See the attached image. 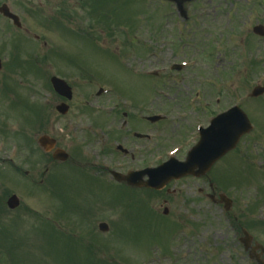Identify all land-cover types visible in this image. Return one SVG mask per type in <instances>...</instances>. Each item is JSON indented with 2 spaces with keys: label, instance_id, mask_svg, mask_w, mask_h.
Returning a JSON list of instances; mask_svg holds the SVG:
<instances>
[{
  "label": "rangeland",
  "instance_id": "374dc122",
  "mask_svg": "<svg viewBox=\"0 0 264 264\" xmlns=\"http://www.w3.org/2000/svg\"><path fill=\"white\" fill-rule=\"evenodd\" d=\"M98 1L101 2V0ZM230 1L236 3L232 9H229L231 6ZM158 3L159 0H116V3H111V0H104L102 5H106L105 9L102 7V9L98 11L99 8L96 3L92 7L87 6V8H82L84 12H98L101 16L104 14L102 13L103 10L111 9L116 12L115 14L112 12L114 19L95 23L96 27L100 24V27L105 30L106 35L110 34L108 48L115 53L106 49L107 47L96 46L98 48L97 50L93 48L94 56L91 60V67L88 68L87 73L91 83L89 86L93 88V93L102 85H111L113 88L117 89L120 94L123 93L126 98H130L135 103L134 108H136L137 105H148L147 102L151 98L150 88L153 82L144 73L141 74L137 67H129L127 65L129 60H134V62L131 63L133 66L136 65L139 69L148 70L154 66H162L163 63L161 59L167 62L168 60H181L188 56L202 59L213 57L211 62L212 65L215 66L219 59L224 58L225 55L223 50H221V53H219V51L212 55L211 50L200 48L199 45L197 46L198 49H194L193 46L182 47L186 52L185 54H183L180 47H178V49H168L161 55L159 53L160 34L158 31V13L162 10H160ZM242 4H245V6H242ZM112 6L116 7L112 8ZM213 8H215V15L213 17L209 18L202 14V11H213ZM247 8L250 7L247 5L246 0H197L188 7V11L191 12L190 19L187 21H183V19L182 21L180 20L181 26L179 30H183L185 34L182 43L194 42L192 33L194 28L207 26L202 20L214 22L218 28H224L225 24L223 19L226 16V11H230L232 17L228 26L224 28L223 33L225 40L228 41L233 37L232 43L237 42V44H240V48L236 52L244 56L243 60H245V63L239 64L240 69H242L244 65L246 66L248 56L252 53L255 44L260 43L261 53L263 52L262 47L264 45L262 41L256 42V38H254L252 33L248 30V28L251 29L257 23H264L263 8L261 12L251 10L252 13ZM240 15H242V18H239L238 21ZM234 20H236L235 23H233ZM36 22V28L38 29V33L42 36V42H30L28 47L32 44H36L33 49L29 48V51L33 53V56H37L40 61L45 58L44 49L41 47V44H43L45 40L49 41L51 45H54V47H52L53 49L55 45L62 46L66 44L69 45L67 48L72 46L74 40H71L72 36L70 34L66 36L61 30L53 31V28L51 30L50 27H47L48 29L46 27L43 28L40 26L42 22L39 19H37ZM90 23V20L85 19V24ZM185 23H189V25L186 26ZM188 29L192 32L187 33ZM220 32L221 30H217L216 35H214L211 40L218 38ZM243 36H245V40L242 39ZM133 37L137 42L130 44L134 42L129 41V39H133ZM79 42L80 38H77V47H79ZM252 45L253 48L251 50L248 49V46L250 47ZM232 46L234 47L231 42H229V46L227 43V50H229L228 57L232 52ZM4 47L12 54L7 52L4 53L3 60L5 61V67L3 72L0 73V77L5 73L7 74L4 80L0 82V87L12 93L11 95L19 94L22 96L24 92H27L25 95L34 102L44 103L48 98L53 99L54 102L53 94L51 93L52 96L49 94V83L44 73L37 74L35 77H32L30 74H28L26 78L21 76L27 69H36L35 65H31L29 61H26L28 55L19 57L22 62L18 60L17 56L23 52L22 43L12 38L10 40L6 39L4 41ZM129 49V53L133 56L124 57L126 60V63H124L122 57L126 55V51ZM173 54L175 56H173ZM9 57L10 60H8ZM16 57L17 60L15 59ZM132 57L134 58L131 59ZM54 60L65 61L61 57H54ZM237 60V58H234L235 62ZM13 61H16L19 65L22 63L19 66L20 68L17 67L15 71L13 67L7 72V69H5L7 67L6 64H11ZM61 61H58L59 64H62ZM23 62L27 65L23 64ZM142 65L145 67H142ZM231 66L232 64H230V67ZM53 70V72H56L57 68ZM245 82L249 85L250 80L246 78ZM19 86H21V92ZM85 98L86 97H82L81 94H79V99ZM90 101L92 105L88 107L92 109L95 105V101L92 99ZM77 103L79 102L77 101ZM79 108L80 106L78 108L75 107L67 117H54L53 130L62 136V128H67L66 124L70 121L72 123L77 121ZM262 112L264 111L262 110ZM261 114L264 116L263 113ZM132 124L135 126L134 122H132ZM261 150V148L257 149L256 154H260ZM249 171L255 172L254 169H250ZM82 175L93 178L88 179V182L92 184L87 188L92 197L91 203H89L90 201L88 199H85L82 204L87 207H97L98 205L102 207L105 203L109 201L112 202L116 209L117 218L115 221H117V225L121 226V229L119 231L117 230V236L114 237V232H111L99 238L93 239L88 236L86 239L85 237H87L88 234L92 235V231L90 233L88 232V234H84L85 230L83 231L81 229L84 223L80 224V222L73 220H69L71 222L68 223L66 221L64 222L63 209L59 207L58 210V206L48 200L43 190L41 192L37 190L35 199H32L34 196H24L25 203H30L35 208V220L30 218L29 214H27L28 217L25 216L23 210L19 211L21 213L14 212L13 214L5 215L7 218H2L3 215H0V264H182L183 261L188 262V257L192 258L191 264H204L206 260H208L207 264H209V262L212 264L217 262V264L238 262L234 259L230 260L228 257H222L223 260H221L220 250L219 248L218 251L214 249L216 245H214L213 241L208 239L205 241L204 239L199 240V238H197V242L192 245V251L196 250L197 252L195 256L194 254L193 256H188L187 253H184L182 257L185 259L180 260L181 252L189 251L188 248L190 245L187 244L186 247L185 244H182L183 242L177 244L172 238L170 239L172 243L169 242L171 246L165 243L174 229L173 228L168 234V231L172 228L171 224L151 226L143 230L145 213L143 212L145 207L144 199L148 197L151 198V195H141L142 193L133 191L124 185L105 183L100 176L93 177L84 172ZM81 181L84 183L87 180L83 178ZM225 184L229 192L233 195L232 197L236 199L239 209L243 210V213L248 215V218L245 220H251V218H253V216L247 213H251V206H253V203L256 204L260 202L259 206L255 208V218L264 221V175L245 173L241 175V177L238 176L235 180L229 181V185H227V183ZM236 185L239 186L240 189L235 193L234 186ZM230 186L232 188H230ZM54 188H61V181L58 180L54 184ZM71 195L73 196V194ZM83 198V194L76 195L75 201L73 198L68 197V204L71 202L76 204L74 207L70 208V215L74 216V212L79 210L78 205ZM159 203H161V201ZM60 206L63 207L62 204ZM37 213L40 215L37 216ZM102 214L103 212L98 213L96 219L103 218L104 216L102 217ZM113 215H115V213ZM42 217L43 219L38 220V218ZM72 218L75 220V217ZM149 219H152L150 215ZM48 220L55 223L58 226V230H53L50 227L44 226V224H46L44 222ZM131 222H135L137 225H129ZM63 225L65 228H63ZM127 227L135 229L129 232V229H126ZM258 232L259 237L264 241V230ZM63 234L69 237H64ZM95 234L96 232L94 231V235ZM73 237H75V239ZM71 238L74 239V241ZM75 241H77L78 244L75 243ZM211 241L212 245H210ZM88 245L89 250L87 248ZM165 246L169 248L170 253H166ZM203 248L210 249V253L209 250L207 251V254H209L208 256L205 255L206 251ZM215 252L216 255H214ZM211 253L213 254L211 255ZM83 254L85 257L88 255V260L83 258L80 262L76 261L81 258Z\"/></svg>",
  "mask_w": 264,
  "mask_h": 264
},
{
  "label": "flooded vegetation",
  "instance_id": "af4514ba",
  "mask_svg": "<svg viewBox=\"0 0 264 264\" xmlns=\"http://www.w3.org/2000/svg\"><path fill=\"white\" fill-rule=\"evenodd\" d=\"M3 1H8L9 6L11 8L13 6V11L16 10L18 13L21 9V1L30 5L28 0ZM65 20L70 25L73 22V17ZM5 21L8 24L12 23V20L8 17L5 18ZM77 25H79V22H77ZM207 73L198 77L193 76L186 83L185 87L189 90L195 88L189 94L187 101L183 98L173 97L170 92L166 93L163 84L161 92L163 96L157 104V110L163 114V117L157 120H149L148 114L152 109L149 107L134 108L135 104L123 108L119 106L112 107L111 102V107L97 110L92 124V138L90 136L91 130L83 128L84 125L76 127V131H79V127H81L80 135L83 137V143L93 142V151H91V155H85L84 160H79L70 154L69 161H67L69 166L76 165L82 173L84 172L93 177L100 176L107 183H118L112 177L111 171L121 173L139 172L149 166L164 162L170 157L168 154H173L177 160L186 159L188 151L200 138V129L211 127L214 117L222 111H226L230 107L231 101L232 105H244V102L239 100L240 93L226 91L227 84L214 86L211 73L209 71ZM218 77L221 81L225 79L222 74H219ZM169 79L178 81V78L173 76ZM172 87L176 86L172 84ZM197 88L201 92H197ZM254 99L256 98H251L253 101L248 104L250 110L257 106ZM187 104L189 106L193 105L189 109ZM52 107L53 102L50 99L47 102L48 114L50 111L52 112ZM8 111H10V114L7 117L0 114V202L5 204L7 198L15 192L8 187V184L22 186L32 194L38 183L37 180H39V184L48 186L51 183L54 163L52 153L38 146L39 134L36 125L31 120H27L28 122L22 125V129L21 126L20 129L18 127V129H14L12 123L14 122L13 117L16 115L14 113L15 109H8ZM153 111L157 112L156 110ZM48 124L52 126L51 119H49ZM43 133L47 132L44 131ZM262 133L264 135V132L255 131L254 129L242 137L236 148L241 157L247 154L245 148L250 145L256 146L259 143H264V139H258ZM245 137L252 138L245 139ZM61 144H63V141H61ZM73 152L75 153L74 150ZM38 157H40L39 161L44 162V169L41 174L39 171L41 167L38 168L37 166ZM221 161H224V159H221L218 163H222ZM214 173L217 175L219 168L215 172L212 168L205 176L201 177L187 175L175 180L173 189L167 188V186L165 190L161 191H164L168 197L171 196L175 201L174 210L178 218L176 224L180 238L191 236L195 233L197 227L205 225L216 226L215 237L229 238L231 231L236 237L237 233L240 232L241 225L235 224L238 221L235 213L226 211L222 204L213 203L211 192ZM86 178L90 177L86 176ZM146 178L143 177L144 180ZM197 180H200L203 185L198 189L200 192L198 203L195 196L196 185H198ZM20 182H23V184L21 185ZM118 184L133 189H147L127 183ZM182 186L185 187L184 190ZM14 189L18 190L16 186H14ZM165 201L168 202L169 198H166ZM216 211H220V214L214 213Z\"/></svg>",
  "mask_w": 264,
  "mask_h": 264
},
{
  "label": "water",
  "instance_id": "95a60500",
  "mask_svg": "<svg viewBox=\"0 0 264 264\" xmlns=\"http://www.w3.org/2000/svg\"><path fill=\"white\" fill-rule=\"evenodd\" d=\"M53 83L56 87L57 90H59L60 92L68 95V97H71V91L70 88L67 86V84L65 82H63L62 80H59L57 78H53ZM263 91V89H259L257 88L254 91V94H258L261 93ZM66 107L62 106L61 107V111H65ZM245 122L247 123V120H245ZM248 127H249V123H248ZM247 127V128H248ZM227 131L231 132L233 134V136L224 138L222 140V143L224 144L223 146H207L206 147V151L204 150V154H205V159L207 160V165H211L218 156H220L222 153H224L226 150L232 148L235 146L236 142L238 141L239 137L241 136L242 133H244L246 131L245 128L242 127H236L233 125H228L226 126ZM198 150V149H197ZM195 150L194 151V155L197 157V153L198 151ZM221 150V151H220ZM60 157H63V155H59ZM197 165V164H196ZM178 171V167L173 166L170 169H166L164 171H162L161 173H168V174H172L173 172H177ZM167 178H163V179H156V182H154V184L156 186H158L161 181L166 180ZM104 227V224L101 225V228Z\"/></svg>",
  "mask_w": 264,
  "mask_h": 264
}]
</instances>
